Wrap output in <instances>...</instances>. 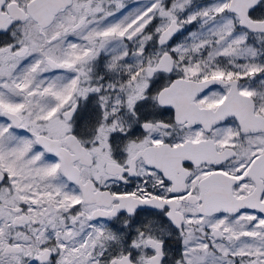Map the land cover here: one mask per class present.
<instances>
[{"label": "snow or ice", "instance_id": "1", "mask_svg": "<svg viewBox=\"0 0 264 264\" xmlns=\"http://www.w3.org/2000/svg\"><path fill=\"white\" fill-rule=\"evenodd\" d=\"M0 264H264V0H0Z\"/></svg>", "mask_w": 264, "mask_h": 264}]
</instances>
